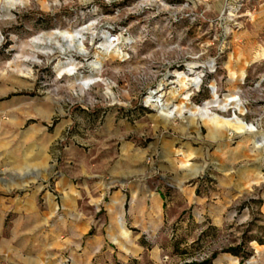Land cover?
Here are the masks:
<instances>
[{
    "label": "rangeland",
    "instance_id": "rangeland-1",
    "mask_svg": "<svg viewBox=\"0 0 264 264\" xmlns=\"http://www.w3.org/2000/svg\"><path fill=\"white\" fill-rule=\"evenodd\" d=\"M183 110L218 128L189 160L158 152ZM14 120L48 171L9 181L24 165L0 156V264H264V0H0V144ZM150 139L156 196L132 197L140 181L101 164ZM72 157L92 167L67 201L55 181ZM171 159L200 170L179 179Z\"/></svg>",
    "mask_w": 264,
    "mask_h": 264
},
{
    "label": "crops",
    "instance_id": "crops-1",
    "mask_svg": "<svg viewBox=\"0 0 264 264\" xmlns=\"http://www.w3.org/2000/svg\"><path fill=\"white\" fill-rule=\"evenodd\" d=\"M184 88L183 85H181ZM180 86V87H181ZM208 105V102L204 106ZM197 109L200 113V117L197 116L196 111L192 110H183L180 112H186L185 114L180 115V119L175 121L171 120L172 117H167L165 123L173 124V131L169 136L170 145L165 147H160L158 152L163 154V151L166 152V156L174 157L175 155H181L186 160L192 159L194 156H202L203 150L208 149L214 143H218V128L211 124L208 131L204 132L201 128V123L198 121L197 117L200 119L206 117L207 113L206 110L204 111ZM214 119L211 118V121ZM14 125L9 127V129H4L3 133L6 135L2 138L3 144H0V156H3V159L9 162L19 161L20 164L24 165L22 170H18L17 168L11 166L8 170L9 173V181L13 180H24L28 179L30 182H37L38 180L43 179V172L48 171V167H44L42 160H36V158L41 154H43L44 149L40 147L37 143H33L34 145L30 146V143L22 142L19 139L20 134L19 132L16 133L17 128L15 127V120L13 122ZM139 120H134V123L131 124L130 131L135 133H139ZM194 126L195 129L191 131L190 127ZM214 135V136H213ZM122 136V135H121ZM35 140V138H33ZM32 140V141H34ZM230 138H224L221 143L225 145L228 143ZM122 146L119 148L116 157L120 158L122 164L116 166L118 168L114 169L115 164H105L102 163L103 169L101 170L104 175L109 177H117L119 180H126L130 177H134V181L136 183L133 185L132 190L129 191L132 194V197H143L144 199L148 198H155V191L150 188L147 184L149 178L151 176V172L153 171L154 164L152 160L153 150L155 149V145L152 142V139L148 140L144 145H140L135 140L122 142ZM206 144V145H205ZM156 150V149H155ZM155 154V153H154ZM225 157L228 161V156ZM233 157V153L231 152ZM13 158V159H12ZM71 159V163L67 164V167H63L62 169H58V176L56 178L55 184L57 187V195L60 197L66 198L67 201H70L71 198L77 197L75 192V188L73 187V183H71L75 175L86 176L90 173V169L92 166L88 162L83 159L77 158H69ZM52 161V160H51ZM54 163V161H53ZM15 164V163H14ZM163 164L167 166L165 170H167L172 175H175L179 179L187 180V178H192V174H197L200 170V167H187V162L183 161H175V160H164ZM93 167L96 166L95 163L92 164ZM192 173V174H191ZM197 182V181H196ZM196 182L194 187L196 186ZM34 187L36 186L33 183ZM131 188V187H130ZM12 189V185H8L5 187L4 192H8ZM34 191V192H33ZM32 192H29L28 196L26 195L25 198L21 201L18 205L20 210L24 212L29 207L28 205L31 204L30 199L28 197H35L36 189ZM119 197L121 195L119 194ZM66 202V201H63ZM61 201L60 204L64 209L69 208V205L63 204ZM35 203V200H34ZM4 206H7L3 202ZM36 205V204H35ZM152 205L146 203L145 210L151 211L153 210ZM7 207H10L8 205ZM70 209V208H69Z\"/></svg>",
    "mask_w": 264,
    "mask_h": 264
},
{
    "label": "bare ground",
    "instance_id": "bare-ground-1",
    "mask_svg": "<svg viewBox=\"0 0 264 264\" xmlns=\"http://www.w3.org/2000/svg\"><path fill=\"white\" fill-rule=\"evenodd\" d=\"M77 35H80V33L77 32L76 36H77ZM67 36H68V35H67ZM69 36H71V35H69ZM57 37H61V38H63V39H66L65 32L55 31V32H52L51 35H50V39H51V40L54 39V38H57ZM72 39H73V38H71L70 41H71ZM78 47L83 48V43H82V38H81V37H79V39H78ZM75 69H76V65H74V66L72 67V72H74ZM229 100L232 101L233 99H229ZM168 116H169V115H168ZM250 128H251V127H250Z\"/></svg>",
    "mask_w": 264,
    "mask_h": 264
},
{
    "label": "trees",
    "instance_id": "trees-1",
    "mask_svg": "<svg viewBox=\"0 0 264 264\" xmlns=\"http://www.w3.org/2000/svg\"><path fill=\"white\" fill-rule=\"evenodd\" d=\"M228 249L231 250L232 252H234L235 254L238 253V247H236V246H234V247H229ZM205 261H207V260H203L202 262H205Z\"/></svg>",
    "mask_w": 264,
    "mask_h": 264
}]
</instances>
